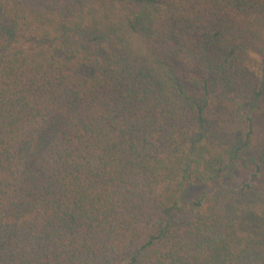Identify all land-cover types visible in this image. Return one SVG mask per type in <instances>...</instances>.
Listing matches in <instances>:
<instances>
[{
    "label": "trees",
    "instance_id": "16d2710c",
    "mask_svg": "<svg viewBox=\"0 0 264 264\" xmlns=\"http://www.w3.org/2000/svg\"><path fill=\"white\" fill-rule=\"evenodd\" d=\"M0 264H264V0H0Z\"/></svg>",
    "mask_w": 264,
    "mask_h": 264
}]
</instances>
